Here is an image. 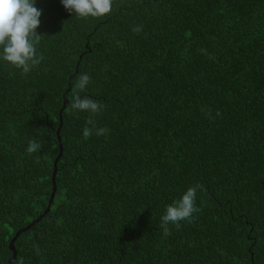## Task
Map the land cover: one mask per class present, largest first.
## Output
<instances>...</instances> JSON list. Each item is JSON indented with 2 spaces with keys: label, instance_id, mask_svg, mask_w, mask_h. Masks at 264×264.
I'll list each match as a JSON object with an SVG mask.
<instances>
[{
  "label": "trees",
  "instance_id": "trees-1",
  "mask_svg": "<svg viewBox=\"0 0 264 264\" xmlns=\"http://www.w3.org/2000/svg\"><path fill=\"white\" fill-rule=\"evenodd\" d=\"M60 147L11 264H264V0H0V264Z\"/></svg>",
  "mask_w": 264,
  "mask_h": 264
},
{
  "label": "water",
  "instance_id": "water-1",
  "mask_svg": "<svg viewBox=\"0 0 264 264\" xmlns=\"http://www.w3.org/2000/svg\"><path fill=\"white\" fill-rule=\"evenodd\" d=\"M65 104V102H64ZM63 104V105H64ZM61 153H62V148L60 147V151H59V154L57 156V158L55 159L54 161V170H53V173H52V185H53V189H52V193H51V197H50V200H49V203H48V206L47 208L45 209V211L34 221H32L29 225H27L26 227H24L23 229H20L19 231L16 232L15 236L11 239L10 243H9V248L10 250L12 251V255L11 257L8 259L7 263L6 264H11V262L13 261L15 255H16V251L14 249V242L16 240V238L24 231L28 230L34 223H36L38 220H40L49 210L50 208V204H51V200L53 198V194L55 192V174H56V164H57V161L59 160L60 156H61Z\"/></svg>",
  "mask_w": 264,
  "mask_h": 264
}]
</instances>
